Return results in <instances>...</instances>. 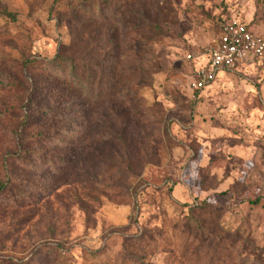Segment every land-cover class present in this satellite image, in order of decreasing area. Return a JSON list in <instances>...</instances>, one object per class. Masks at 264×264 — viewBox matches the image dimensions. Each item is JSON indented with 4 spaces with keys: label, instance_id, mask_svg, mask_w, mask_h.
<instances>
[{
    "label": "rangeland",
    "instance_id": "374dc122",
    "mask_svg": "<svg viewBox=\"0 0 264 264\" xmlns=\"http://www.w3.org/2000/svg\"><path fill=\"white\" fill-rule=\"evenodd\" d=\"M232 20L264 0H0V264H264V56L191 87Z\"/></svg>",
    "mask_w": 264,
    "mask_h": 264
},
{
    "label": "built area",
    "instance_id": "2783aa9c",
    "mask_svg": "<svg viewBox=\"0 0 264 264\" xmlns=\"http://www.w3.org/2000/svg\"><path fill=\"white\" fill-rule=\"evenodd\" d=\"M263 56L264 37L252 31L248 24L232 20L222 25L218 38L207 50L205 64L195 71L191 87L202 90L220 72L234 70Z\"/></svg>",
    "mask_w": 264,
    "mask_h": 264
},
{
    "label": "trees",
    "instance_id": "16d2710c",
    "mask_svg": "<svg viewBox=\"0 0 264 264\" xmlns=\"http://www.w3.org/2000/svg\"><path fill=\"white\" fill-rule=\"evenodd\" d=\"M212 46V45H211ZM210 48V47H209ZM254 61H256V60H254ZM253 62V61H252ZM249 63H251V62H249ZM248 64V63H247ZM244 65H246V64H241L238 68H236V69H234V70H237V69H239V68H241V67H243ZM228 71H231V70H228ZM223 72V71H222Z\"/></svg>",
    "mask_w": 264,
    "mask_h": 264
},
{
    "label": "crops",
    "instance_id": "0c3cea01",
    "mask_svg": "<svg viewBox=\"0 0 264 264\" xmlns=\"http://www.w3.org/2000/svg\"><path fill=\"white\" fill-rule=\"evenodd\" d=\"M206 62V61H205Z\"/></svg>",
    "mask_w": 264,
    "mask_h": 264
}]
</instances>
